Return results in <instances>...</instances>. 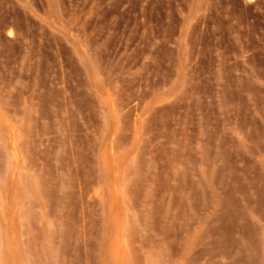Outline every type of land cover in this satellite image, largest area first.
<instances>
[{
	"label": "rangeland",
	"instance_id": "obj_1",
	"mask_svg": "<svg viewBox=\"0 0 264 264\" xmlns=\"http://www.w3.org/2000/svg\"><path fill=\"white\" fill-rule=\"evenodd\" d=\"M0 264H264V0H0Z\"/></svg>",
	"mask_w": 264,
	"mask_h": 264
}]
</instances>
